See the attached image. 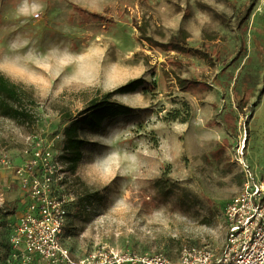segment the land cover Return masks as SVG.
<instances>
[{
    "label": "rangeland",
    "instance_id": "rangeland-1",
    "mask_svg": "<svg viewBox=\"0 0 264 264\" xmlns=\"http://www.w3.org/2000/svg\"><path fill=\"white\" fill-rule=\"evenodd\" d=\"M177 36L181 51L166 46ZM26 56L43 74L0 68L33 115H0V264H15L7 227L28 206L15 169L37 149L58 158L63 114L139 78L145 88L111 98L133 115L80 130L90 144L74 172L57 160L59 243L73 261L102 246L220 257L225 205L247 172L264 184V0H0V61Z\"/></svg>",
    "mask_w": 264,
    "mask_h": 264
},
{
    "label": "built area",
    "instance_id": "built-area-1",
    "mask_svg": "<svg viewBox=\"0 0 264 264\" xmlns=\"http://www.w3.org/2000/svg\"><path fill=\"white\" fill-rule=\"evenodd\" d=\"M57 160L50 150L37 149L14 171L28 203L9 232L15 264H31L34 259L44 264H264V184L248 172L241 190L223 210L226 243L220 257L207 247L184 248L176 260H170L161 255L119 253L102 246L73 261L59 243L66 222V201L55 191L60 175ZM0 167L9 168V161L0 159Z\"/></svg>",
    "mask_w": 264,
    "mask_h": 264
},
{
    "label": "trees",
    "instance_id": "trees-1",
    "mask_svg": "<svg viewBox=\"0 0 264 264\" xmlns=\"http://www.w3.org/2000/svg\"><path fill=\"white\" fill-rule=\"evenodd\" d=\"M249 11L250 6L244 10L240 21L246 20ZM182 44V38L177 36L171 38L166 46L172 50L181 51V48H183ZM144 84L143 79L140 78L128 81L114 91L92 98L88 102L87 107L76 117H72L69 113L63 114L61 118V122L65 125L62 129L63 146L57 159L66 167V171L74 172L81 158L82 148L90 144L79 136V131L84 130L87 133L94 134L101 131L106 120L132 116L134 110L126 105L112 101L111 98L116 94H129L138 88H145ZM27 98L26 92L20 90L15 84L0 74L1 116L26 124L32 123L33 115L25 107H22L24 100ZM28 102L31 104L33 101L28 100ZM11 225L7 227L9 232Z\"/></svg>",
    "mask_w": 264,
    "mask_h": 264
},
{
    "label": "bare ground",
    "instance_id": "bare-ground-1",
    "mask_svg": "<svg viewBox=\"0 0 264 264\" xmlns=\"http://www.w3.org/2000/svg\"><path fill=\"white\" fill-rule=\"evenodd\" d=\"M18 62H13L9 60V58H5L2 61H0V68L2 70H5L6 72L17 74V73H26L28 68L34 70L38 69L40 74L41 71H43V68H39V65H47L46 61L43 59L35 60L30 56L22 57L19 59Z\"/></svg>",
    "mask_w": 264,
    "mask_h": 264
}]
</instances>
